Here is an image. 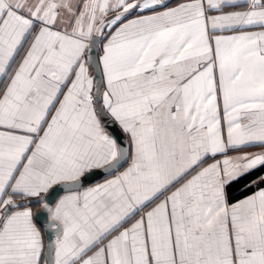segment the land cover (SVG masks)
I'll use <instances>...</instances> for the list:
<instances>
[{
	"label": "snow or ice",
	"instance_id": "snow-or-ice-1",
	"mask_svg": "<svg viewBox=\"0 0 264 264\" xmlns=\"http://www.w3.org/2000/svg\"><path fill=\"white\" fill-rule=\"evenodd\" d=\"M0 264H264V0H0Z\"/></svg>",
	"mask_w": 264,
	"mask_h": 264
},
{
	"label": "water",
	"instance_id": "water-1",
	"mask_svg": "<svg viewBox=\"0 0 264 264\" xmlns=\"http://www.w3.org/2000/svg\"><path fill=\"white\" fill-rule=\"evenodd\" d=\"M113 134L116 135L120 140H122L124 143H127V138L124 136L123 133H121L118 129H113L112 130ZM42 209H39L36 212V217H40V213H41ZM43 218L41 217V222H42ZM39 224V223H38ZM47 236V235H46ZM48 239V237H47Z\"/></svg>",
	"mask_w": 264,
	"mask_h": 264
},
{
	"label": "crops",
	"instance_id": "crops-1",
	"mask_svg": "<svg viewBox=\"0 0 264 264\" xmlns=\"http://www.w3.org/2000/svg\"><path fill=\"white\" fill-rule=\"evenodd\" d=\"M171 2H172V4L174 5L175 3H178L179 2V0H171ZM259 149H250V151H258ZM250 191V190H249ZM237 193H239L240 194V196H238L237 198H233V199H238V198H242L244 195H247L248 194V192H244V191H240V190H238V192ZM40 208H39V206H36V207H34V213L36 214V212L39 210ZM38 226H39V224H38ZM45 240H46V242H47V236H45Z\"/></svg>",
	"mask_w": 264,
	"mask_h": 264
},
{
	"label": "trees",
	"instance_id": "trees-1",
	"mask_svg": "<svg viewBox=\"0 0 264 264\" xmlns=\"http://www.w3.org/2000/svg\"><path fill=\"white\" fill-rule=\"evenodd\" d=\"M243 182H241L242 184ZM240 189V185H235L233 188H232V195H233V198H237L238 196H240L238 192V190Z\"/></svg>",
	"mask_w": 264,
	"mask_h": 264
}]
</instances>
